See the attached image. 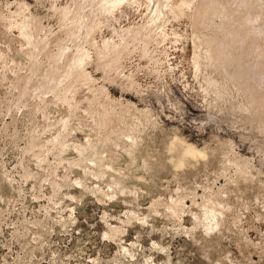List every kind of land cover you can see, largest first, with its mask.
<instances>
[{"label":"rangeland","instance_id":"obj_1","mask_svg":"<svg viewBox=\"0 0 264 264\" xmlns=\"http://www.w3.org/2000/svg\"><path fill=\"white\" fill-rule=\"evenodd\" d=\"M0 264H264V0H0Z\"/></svg>","mask_w":264,"mask_h":264},{"label":"bare ground","instance_id":"obj_2","mask_svg":"<svg viewBox=\"0 0 264 264\" xmlns=\"http://www.w3.org/2000/svg\"><path fill=\"white\" fill-rule=\"evenodd\" d=\"M159 12H160L159 5L154 4V6L150 10V14L154 17V15L158 14ZM20 50L22 52H24V50L22 48ZM251 70H252V68H251ZM251 75H252V73H251ZM35 81H36V79H35ZM167 150H168L167 152L169 153L170 160H177L176 165L178 167L182 166L185 162H188L190 160H194V159L198 158L201 155V150L198 149L194 144L187 143L186 141H182L179 138H173L169 142Z\"/></svg>","mask_w":264,"mask_h":264}]
</instances>
